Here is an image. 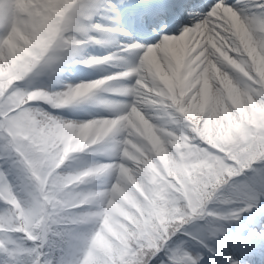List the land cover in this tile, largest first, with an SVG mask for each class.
Returning a JSON list of instances; mask_svg holds the SVG:
<instances>
[{
  "label": "snow or ice",
  "instance_id": "obj_1",
  "mask_svg": "<svg viewBox=\"0 0 264 264\" xmlns=\"http://www.w3.org/2000/svg\"><path fill=\"white\" fill-rule=\"evenodd\" d=\"M0 264H264V0H0Z\"/></svg>",
  "mask_w": 264,
  "mask_h": 264
}]
</instances>
